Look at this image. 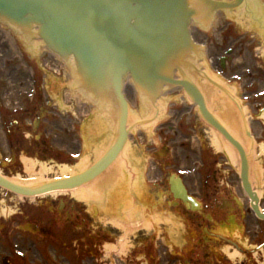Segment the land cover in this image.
Here are the masks:
<instances>
[{
  "label": "rangeland",
  "instance_id": "1",
  "mask_svg": "<svg viewBox=\"0 0 264 264\" xmlns=\"http://www.w3.org/2000/svg\"><path fill=\"white\" fill-rule=\"evenodd\" d=\"M240 14L223 15L212 31L194 29V34L208 46L205 70L236 88L249 118L255 139L249 152L255 154L253 167L257 163L261 170V184L254 183L264 208V31L251 25L244 10ZM38 43H28L0 23V171L33 185L62 177L57 169L44 173L42 165H68L75 172L88 167L109 148L116 132L112 109L76 94L68 66ZM225 56L231 59L221 70ZM34 80L42 84L38 94ZM126 96L130 123L153 115L155 108L132 84ZM160 108L157 120L133 129L121 172L103 186L111 190L116 184L124 206L136 210L135 230L124 226L125 208L121 220L113 218L106 210L110 203L84 205L67 193L20 199L0 189V264L15 250L36 264H173L174 259L176 264H264V234L258 233L264 222L242 191L238 154L235 160L217 149L223 138L200 118L183 90L172 91ZM27 159L36 163L35 175ZM172 176L185 178L200 211L174 199Z\"/></svg>",
  "mask_w": 264,
  "mask_h": 264
},
{
  "label": "water",
  "instance_id": "2",
  "mask_svg": "<svg viewBox=\"0 0 264 264\" xmlns=\"http://www.w3.org/2000/svg\"><path fill=\"white\" fill-rule=\"evenodd\" d=\"M240 3L241 0H0V21L31 39H42L44 46L62 59L73 58L77 89L93 101L116 103L120 115L113 146L85 172L37 187L23 186L0 174V186L19 195L40 196L78 188L105 172L128 140L129 105L123 90L129 78L142 98L153 101L164 85L184 87L202 117L239 151L244 188L256 214L264 219L260 199L250 181L249 157L244 147L208 110L203 93L186 73L187 69H197L195 60L200 62L198 58L191 59L193 43L188 26L192 20L208 24L217 10ZM260 4L264 11V2ZM244 15L249 17L245 9ZM175 69L182 71L183 79L175 78ZM180 185L181 191L173 189L175 196L196 207L181 181Z\"/></svg>",
  "mask_w": 264,
  "mask_h": 264
},
{
  "label": "bare ground",
  "instance_id": "3",
  "mask_svg": "<svg viewBox=\"0 0 264 264\" xmlns=\"http://www.w3.org/2000/svg\"><path fill=\"white\" fill-rule=\"evenodd\" d=\"M38 44L40 45L41 43L39 42ZM263 52H264V50H263ZM203 65L204 64L202 62L200 63V62L195 60L194 67L197 69L196 70H194L193 68L187 69V70H194L192 75H188V73L186 71L187 76H189V78L192 77L191 81H195V79L200 74V72H202V75H203V77H205L207 82L201 83L200 86L203 89L204 93L207 94V98L211 99V101L208 100L209 107L215 109V113L219 115L223 124L236 137H238L243 142V144L245 145V147L247 149L253 150V144H251V141L246 138V133L248 132V130L246 128L245 121H243V115L244 114H243L242 107L240 106V102L237 98L236 88L229 87L225 83V80H222V78H220L218 76H211V77L209 76L211 78V79H209L207 77V74L203 72L204 71ZM68 68L70 69V71L72 73L71 77L75 78L73 69L70 66ZM199 69H201L202 71H199ZM181 72L178 69H175V75L181 74ZM209 81H210V83H209ZM126 83H127V85L132 84L130 81H128ZM137 93H139L138 89H137ZM76 99L78 100L77 97H76ZM144 99H146V98H144ZM160 105L161 104H159V107H158L159 110L161 109ZM154 115H155V111L153 113V116ZM119 116L120 115L117 114L118 119H119ZM133 122H135L137 124V126L140 125L139 120H135ZM98 126H100V128H101L102 123L98 122ZM217 149L222 150V151L226 150L228 153H230V155L233 156V158L235 160L237 159L236 151L233 149L232 146H230L228 143H226L223 139H220L219 144H217ZM126 150L127 149L122 150V152H121L122 157L127 155ZM261 150L264 153V146H263V148H261ZM253 156H255V154H253L252 157ZM122 157L119 158L120 160L110 170H108L107 173H105L101 178H96L94 180V182L88 186L79 187L78 189H76L75 191L72 192V195L74 197L80 198V199L87 198V200H89V202L96 201L97 203H99L102 206L110 203V208L108 209L106 207V210L111 211L114 214L113 218H116V220H118V221L121 220L122 218H120V217L122 215H124V213H122V210H123L122 208H125L127 219L123 220L124 226L126 229L135 230V229H133L134 228L133 223H134V220L136 219V214H137V213L135 214L136 210L133 209L131 206H124L125 202L123 203V199H120L119 192H118L119 189L116 190V188H115L116 184L114 185V187L111 190H108L109 187L103 188L105 183H107L109 185L111 183V179H114L112 177L118 175L119 172H121L119 165L120 164L122 165V163H120ZM25 161L29 167L28 168L29 173L35 175L34 172H35L36 163L33 162L32 160H29V159H27ZM42 166H43V172L44 173L48 172L51 169H57L62 174V176H64V177L75 174L77 172V171L76 172L74 171L75 169H71L68 165L52 167V168H47L45 165H42ZM254 166L255 167H253L252 171H251V178L255 183H258V185H260L261 183H259L257 179L259 177V172L261 170H260L259 165L257 163H255ZM82 168L84 169L83 165H81L80 170H83ZM70 172H72V173H70ZM14 180L19 182V183L26 185L25 182H23L20 177H15ZM33 180H35V179H33ZM118 180L119 179H117V182H118ZM42 181L43 180H41L40 182H42ZM254 187H255V184H254ZM102 188L105 192L102 190ZM52 195H56V193L52 194ZM117 204H119V205L121 204V205L117 209H115L116 208L115 205H117ZM133 217H135L134 220H133ZM115 223L117 224L119 222L115 221ZM176 242L178 243V238L176 239ZM108 248L111 249L112 247L110 246ZM112 250H114V249L112 248Z\"/></svg>",
  "mask_w": 264,
  "mask_h": 264
},
{
  "label": "flooded vegetation",
  "instance_id": "4",
  "mask_svg": "<svg viewBox=\"0 0 264 264\" xmlns=\"http://www.w3.org/2000/svg\"><path fill=\"white\" fill-rule=\"evenodd\" d=\"M246 223L248 224V226H250V224H251L250 220H247ZM260 232H262V231H260ZM18 260H19V257L16 255V256H14L12 262H10V261H7V262H8V264H28L26 258L21 259V261H18Z\"/></svg>",
  "mask_w": 264,
  "mask_h": 264
}]
</instances>
